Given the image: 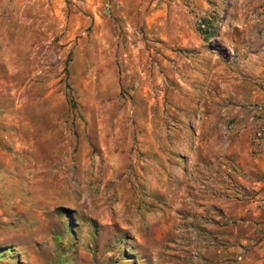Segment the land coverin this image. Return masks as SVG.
Listing matches in <instances>:
<instances>
[{
  "label": "rangeland",
  "instance_id": "rangeland-1",
  "mask_svg": "<svg viewBox=\"0 0 264 264\" xmlns=\"http://www.w3.org/2000/svg\"><path fill=\"white\" fill-rule=\"evenodd\" d=\"M0 264H264V0H0Z\"/></svg>",
  "mask_w": 264,
  "mask_h": 264
}]
</instances>
